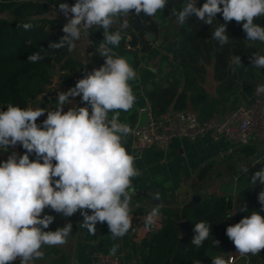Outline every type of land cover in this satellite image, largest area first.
<instances>
[{"label":"clouds","instance_id":"obj_1","mask_svg":"<svg viewBox=\"0 0 264 264\" xmlns=\"http://www.w3.org/2000/svg\"><path fill=\"white\" fill-rule=\"evenodd\" d=\"M168 3L169 0H75L71 6L59 3L58 10L67 19L62 28L64 35L47 48H67L72 52L78 43L88 39L91 29H102L103 40L96 52L104 58V64L87 72L68 91L58 92L54 109L31 104L21 108L9 103L6 110L0 111V152L17 144L26 150L23 155L12 152L0 162V264H35L44 258L45 246L68 243L73 224L45 231L55 220V216L45 214V209L63 217L79 212L83 216L80 227L93 236L97 223H106L114 241L132 228V200L136 194L133 180L142 172L136 167L139 156L125 147L133 129L120 120V114L135 105L136 95L130 82L138 78V73L127 58L113 49L119 47L133 10L135 16L154 18ZM171 14L177 25H184L192 16L213 25L211 38L220 47L230 42L227 24L233 20L242 25L250 46L264 44V27L255 22L264 18V0H206L201 7H197L196 0H183L182 6L172 8ZM217 14H222L224 23L216 22ZM45 15L56 16V12ZM36 19L31 17L17 27L31 30ZM44 52L41 47L29 54L28 62L38 63L44 59ZM249 59L255 68L264 69V54L253 53ZM236 62L240 63V57H236ZM258 90L264 87L258 86ZM77 96L85 106L64 111V106L72 103L70 97ZM45 112L46 119L38 125V118ZM30 154L35 159H30ZM248 171L245 166L243 173ZM250 181L252 185L258 181L264 184V167ZM152 199L159 201L160 194L153 193ZM258 200L264 206V191ZM160 207L157 203L146 214V231L156 224ZM240 211H247V206ZM193 231L190 243L196 248L212 236L211 225L206 221L195 223ZM226 235L240 256L259 255L264 250V216L252 211L229 225ZM219 243L213 240L215 246ZM119 247L114 243L109 254L115 256ZM211 264L228 261L217 255L211 258Z\"/></svg>","mask_w":264,"mask_h":264},{"label":"crops","instance_id":"obj_2","mask_svg":"<svg viewBox=\"0 0 264 264\" xmlns=\"http://www.w3.org/2000/svg\"><path fill=\"white\" fill-rule=\"evenodd\" d=\"M182 3L169 2L167 8L154 17L158 22V31L153 34V41L148 39L145 47L142 42L138 47H131L129 41L132 35L126 34L125 30L122 33L123 39L119 47L113 49L117 55L127 58L138 73V78L130 82L136 95L135 105L129 112L120 114V120L128 123L131 127L139 120L141 108L145 106L146 100L150 101L149 92L160 84H168V72L176 64L173 60V51L178 41L179 28L182 26L176 24L175 16L171 14V10L174 7L179 9ZM0 4L4 5L5 2L0 0ZM58 6H52L49 13H52L55 8L56 17L67 23V19L59 12ZM6 14L7 11L0 13V15ZM262 27H264V23ZM125 36H127L126 42L124 41ZM102 40V29H91L88 39L78 43L77 47L69 52L74 64L63 67L62 62L57 63L53 69L52 83L31 105L33 107L40 106L46 110L54 109L58 92L68 91L87 72L103 65L104 58L96 52V48ZM255 44L258 47V53L264 54V44L259 42ZM233 62L232 66L237 73L234 84L230 89L223 91L219 90L220 80L214 76V59L206 64L203 82L207 93L206 99L198 106L191 103L188 105L189 109L198 111L200 119L208 118L214 113L230 115L239 107L247 106L252 102L255 90L264 80V69H257L254 66L242 67L236 62L235 57ZM176 76L177 73L174 72L170 78L181 88L183 80ZM57 79L59 82H55ZM50 86L52 91L49 93ZM70 100L72 103L65 105L64 111L71 107L85 106L79 96L70 97ZM171 109L170 107L168 110ZM46 117L47 112L38 118L37 124H42ZM248 143L257 147L255 153L248 154L238 150L239 145L232 144L224 136L218 140H212L209 137L194 140L174 138L165 151L146 149L138 155L139 158L136 160V167L142 172V175L133 180L136 194L132 200V228L128 234L114 241L107 224L97 223V232L93 236L86 229L80 227L83 223V216L77 212V227L68 243L58 247L45 246L42 248L44 258L36 261L35 264H91L94 248L109 251L114 243L120 245L117 254L121 256L125 264H141L143 254H147V251L141 247V241L151 231L161 227L164 217L163 211L160 210L156 224L150 231H146L144 220L151 208L157 203L161 206L186 205L194 194L199 195L200 200L211 194H226L234 198L242 187L251 184L252 175L264 167V138L252 136ZM125 147L134 154L131 134L126 139ZM12 152L23 155L26 150L19 144L15 147L10 146L7 152H0V162L6 161ZM203 166L209 168L206 175L200 178L199 172ZM245 166L249 169L247 174L243 173ZM157 192L160 194V199L154 201L152 194ZM56 248H59L60 251H57ZM215 252H208L204 256L205 261H203L204 259L199 261L211 264L210 258L217 255H223L225 258L224 251H219V254ZM61 253L65 254L64 258H61ZM16 264H19V261Z\"/></svg>","mask_w":264,"mask_h":264},{"label":"trees","instance_id":"obj_3","mask_svg":"<svg viewBox=\"0 0 264 264\" xmlns=\"http://www.w3.org/2000/svg\"><path fill=\"white\" fill-rule=\"evenodd\" d=\"M0 13L7 11L6 15H0V110H6L9 103L19 105L21 108L31 104L46 87L53 81V69L62 62L63 67L74 64L69 56L67 48L48 49L50 42H58L64 35L62 28L66 22L56 16L48 17L52 6L59 3H68L70 6L75 0H1ZM173 4L183 0H169ZM206 0H198L197 7H201ZM31 17H37L33 21L34 27L25 31L17 25L28 22ZM42 17V18H41ZM216 22L224 23L222 14H217ZM255 22L261 26L264 18H258ZM129 27L126 34H137L140 42L148 43L147 32L156 34L158 22L153 17L141 14L135 16L134 10L128 18ZM213 25L199 21L195 16L188 19L187 23L179 28L178 41L173 51V60L176 62L168 72V84H160L149 92L152 110L156 116L172 109H186L189 103L194 106L201 104L207 96L203 85L206 72V64L214 59V76L220 80L219 90H228L234 84L236 70L233 68V58L240 57L242 67H253L249 57L258 53L256 44L249 45L246 34L241 24L234 20L227 24V34L230 42L223 47L212 40ZM124 41H127L125 36ZM45 49L44 59L38 63H30L27 60L29 54ZM177 73L176 78L183 80V86L170 77ZM238 150L252 154L257 151L253 144L245 143L238 146ZM30 159H35L30 154ZM208 166L200 169L199 177L203 178L208 171ZM264 191V184H248L242 187L234 198L226 194H211L202 198L194 206H161L164 217L160 228L151 231L142 241L141 247L147 251L141 264H193L210 251H225L230 240L226 235L229 225L238 223L252 211H260L264 216V210L259 203L258 196ZM247 206V211L240 208ZM233 210V213H231ZM45 214L55 216L54 222L45 231H55L66 223L73 224V233L78 222L77 213L71 217H63L50 209H45ZM231 216V219L228 217ZM185 221L193 227L197 222L206 221L211 225V235L202 247L196 248L190 242L194 236L191 231H182L180 222ZM218 240L215 246L213 240ZM60 251L59 248H56ZM65 254L61 253V258ZM264 259V250L259 255L252 256L255 261Z\"/></svg>","mask_w":264,"mask_h":264},{"label":"built area","instance_id":"obj_4","mask_svg":"<svg viewBox=\"0 0 264 264\" xmlns=\"http://www.w3.org/2000/svg\"><path fill=\"white\" fill-rule=\"evenodd\" d=\"M259 86L264 87V80ZM132 129L134 155H140L150 148L165 151L174 138L194 140L209 137L218 140L224 136L232 144H245L252 136L264 138V90H258L257 87L252 102L230 115L214 113L205 119L199 118L197 110L189 108L171 109L156 116L147 99ZM224 253L228 264H234L240 257L231 240ZM92 257L91 264H125L119 254L112 256L109 251L97 248L92 250ZM244 257L248 264H264L263 258L253 261L251 255Z\"/></svg>","mask_w":264,"mask_h":264},{"label":"water","instance_id":"obj_5","mask_svg":"<svg viewBox=\"0 0 264 264\" xmlns=\"http://www.w3.org/2000/svg\"><path fill=\"white\" fill-rule=\"evenodd\" d=\"M147 38L151 41L154 40V35L151 32H147ZM140 44V39L139 36L137 34H132V38L129 41V45L131 47H138ZM146 46V43H143V47ZM49 93L52 91V87L50 86L48 88ZM200 200V196L199 195H192L191 200L189 202L186 203L187 206H194L198 201ZM180 226L182 228V231H191L193 229V227L189 226L185 221H181L180 222ZM146 253L143 254L142 256V260L145 259Z\"/></svg>","mask_w":264,"mask_h":264},{"label":"rangeland","instance_id":"obj_6","mask_svg":"<svg viewBox=\"0 0 264 264\" xmlns=\"http://www.w3.org/2000/svg\"><path fill=\"white\" fill-rule=\"evenodd\" d=\"M53 9L55 10V8H53ZM215 253L219 254L220 252H219V251H216ZM203 259H204V257H202L200 260H203ZM210 260H211V258H210ZM203 261H205V259H204ZM203 261H202V262H203ZM201 264H204V263H201ZM234 264H248V262L246 261V259H245L244 256H240V257L236 260V262H235Z\"/></svg>","mask_w":264,"mask_h":264}]
</instances>
